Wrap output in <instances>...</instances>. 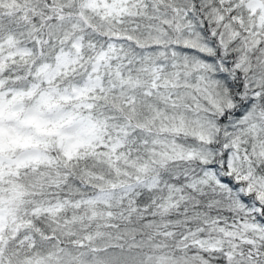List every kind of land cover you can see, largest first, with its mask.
Here are the masks:
<instances>
[{
    "label": "snow or ice",
    "instance_id": "snow-or-ice-1",
    "mask_svg": "<svg viewBox=\"0 0 264 264\" xmlns=\"http://www.w3.org/2000/svg\"><path fill=\"white\" fill-rule=\"evenodd\" d=\"M0 264H264V0H0Z\"/></svg>",
    "mask_w": 264,
    "mask_h": 264
}]
</instances>
